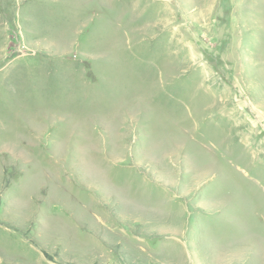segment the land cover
<instances>
[{
  "label": "rangeland",
  "instance_id": "374dc122",
  "mask_svg": "<svg viewBox=\"0 0 264 264\" xmlns=\"http://www.w3.org/2000/svg\"><path fill=\"white\" fill-rule=\"evenodd\" d=\"M0 264H264V0H0Z\"/></svg>",
  "mask_w": 264,
  "mask_h": 264
}]
</instances>
